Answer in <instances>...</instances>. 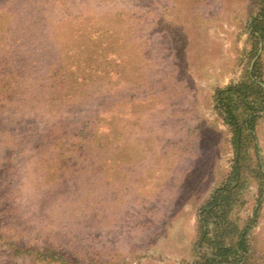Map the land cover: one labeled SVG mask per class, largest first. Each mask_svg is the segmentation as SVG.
<instances>
[{
    "label": "rangeland",
    "instance_id": "374dc122",
    "mask_svg": "<svg viewBox=\"0 0 264 264\" xmlns=\"http://www.w3.org/2000/svg\"><path fill=\"white\" fill-rule=\"evenodd\" d=\"M258 12L0 0V264H203L196 217L222 184H237L228 219L250 224L243 264H264V110L231 181L237 147L212 101L254 61L264 88Z\"/></svg>",
    "mask_w": 264,
    "mask_h": 264
},
{
    "label": "trees",
    "instance_id": "16d2710c",
    "mask_svg": "<svg viewBox=\"0 0 264 264\" xmlns=\"http://www.w3.org/2000/svg\"><path fill=\"white\" fill-rule=\"evenodd\" d=\"M263 33L264 0H259V12L249 22V36L255 48L262 40ZM212 97L213 109L229 129L233 147H237L229 177L231 181L236 176L239 180L240 160L244 158L246 147L251 145L255 150L254 126L264 110V88L257 61L245 69L243 76L237 82L216 88ZM236 187L237 184L230 188L229 184L215 187L198 209L196 246H204V252L198 257L202 259L203 264H243L244 262L242 259L247 248L245 237L250 224L246 223L237 229L227 217L235 201ZM255 210H253L254 214ZM14 251L35 254L40 258L61 259L62 257V254L47 248L42 252H34L33 249L14 246Z\"/></svg>",
    "mask_w": 264,
    "mask_h": 264
}]
</instances>
